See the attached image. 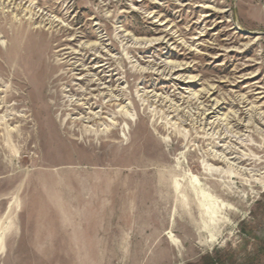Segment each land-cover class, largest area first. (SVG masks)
<instances>
[{
  "label": "rangeland",
  "instance_id": "374dc122",
  "mask_svg": "<svg viewBox=\"0 0 264 264\" xmlns=\"http://www.w3.org/2000/svg\"><path fill=\"white\" fill-rule=\"evenodd\" d=\"M207 257L264 264V0H0V264Z\"/></svg>",
  "mask_w": 264,
  "mask_h": 264
},
{
  "label": "crops",
  "instance_id": "0c3cea01",
  "mask_svg": "<svg viewBox=\"0 0 264 264\" xmlns=\"http://www.w3.org/2000/svg\"><path fill=\"white\" fill-rule=\"evenodd\" d=\"M69 241V240H68ZM59 242L60 243H65V240H63V239H60L59 240ZM70 242V241H69ZM76 244V243H75ZM70 247V246H69ZM53 248H54V250H56V251H62V252H64V251H67L66 249H65V247H62V246H53ZM55 248H57V249H55ZM68 255H70V254H68ZM51 256H57V257H60V256H66V254L65 253H62V254H54V255H51Z\"/></svg>",
  "mask_w": 264,
  "mask_h": 264
},
{
  "label": "trees",
  "instance_id": "16d2710c",
  "mask_svg": "<svg viewBox=\"0 0 264 264\" xmlns=\"http://www.w3.org/2000/svg\"><path fill=\"white\" fill-rule=\"evenodd\" d=\"M203 264H224V263H220L218 260H216L213 257H207L205 258V261Z\"/></svg>",
  "mask_w": 264,
  "mask_h": 264
},
{
  "label": "bare ground",
  "instance_id": "6f19581e",
  "mask_svg": "<svg viewBox=\"0 0 264 264\" xmlns=\"http://www.w3.org/2000/svg\"><path fill=\"white\" fill-rule=\"evenodd\" d=\"M88 105V104H87ZM92 110V109H91ZM56 114V113H55ZM88 115H90V114H88ZM67 121V120H66ZM68 122V121H67ZM96 130V129H95ZM94 132V131H93Z\"/></svg>",
  "mask_w": 264,
  "mask_h": 264
}]
</instances>
